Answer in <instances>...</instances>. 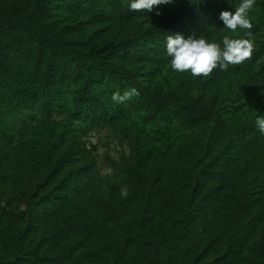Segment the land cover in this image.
Instances as JSON below:
<instances>
[{"label": "trees", "instance_id": "trees-1", "mask_svg": "<svg viewBox=\"0 0 264 264\" xmlns=\"http://www.w3.org/2000/svg\"><path fill=\"white\" fill-rule=\"evenodd\" d=\"M130 3L131 0H9L0 4V151L1 143L9 136L10 120L24 115L26 108L39 112L29 139L19 141L15 147L16 168L26 188L31 186L29 181L40 156L41 135L53 127L47 115L54 110H65L69 118L78 123H64L59 127L56 143L49 148L52 152L80 125H103L116 121L124 113H137L142 122L170 120L187 130L208 128L209 136L224 134L233 119H237L233 140L222 150L223 158L234 156L237 146L250 139L259 140L261 144L264 135L260 134L255 121L264 116V104L254 107L247 104L256 87L240 86L239 90L231 91V85L221 89L220 85L227 79L254 77L263 68L264 0H256L250 10L251 36L247 30L231 32L219 19L222 11H234L241 0H170L167 4L153 6L150 12L130 10ZM136 18L150 20L152 24L112 39L85 40L75 34L89 22L123 23ZM177 33L184 38L202 36L209 42L220 43L221 48L224 35L251 39L253 56L243 64L230 65L226 71L217 68L208 77L191 75L173 85L151 82L148 78L152 70L170 63L166 37ZM133 87L139 96L123 103L112 101L114 93L123 94ZM193 169L198 178L222 175L226 170L222 162L210 160L200 164L195 161ZM263 178L264 160L256 176L259 183ZM124 181L129 195L121 198L120 188L100 192L95 195L97 210L105 218L119 221L140 195L142 204L136 212L134 227L143 242L156 246L155 240L144 235L150 219L148 213L154 206L174 207L179 190L159 183L151 171L134 165L125 168ZM193 194V190L187 193L178 213L168 218L167 236L187 225L198 208H205L211 217L218 214L217 194L206 192L196 201ZM66 204L80 206L68 194L47 192L30 196L22 228L3 233L13 251V259L4 262L0 258V264H67L68 255L75 247L67 253L50 255L25 243L27 231L43 209L58 210ZM237 208L241 223L253 211L248 196L242 198ZM72 213L61 215L59 230H70L72 224L68 218ZM263 245L259 246L256 264H264Z\"/></svg>", "mask_w": 264, "mask_h": 264}, {"label": "rangeland", "instance_id": "rangeland-1", "mask_svg": "<svg viewBox=\"0 0 264 264\" xmlns=\"http://www.w3.org/2000/svg\"><path fill=\"white\" fill-rule=\"evenodd\" d=\"M9 0H0V4ZM150 20L136 18L123 23H87L76 35L82 39H112L131 34L139 26L151 25ZM190 72H175L170 63L152 70L151 82L173 85L190 78ZM231 91L249 85L257 90L249 95L251 107L264 104V66L254 77L227 79L221 87ZM251 93V92H250ZM39 114L27 109L22 116L10 120L8 138L0 151V258L13 259L5 230L22 228L29 209V197L52 192L70 195L79 208L66 204L59 209H43L26 233L25 243L50 255L63 254L75 247L67 264H256L259 246L264 244V178L257 181L258 168L264 160V138L250 139L237 146L231 158H223L222 150L230 143L237 119L224 134L209 136L210 130H187L175 122L159 120L142 122L141 116L121 114L116 121L103 125L82 124L67 134L52 152L59 127L76 125L65 110H54L47 116L52 129L41 135V152L29 181L23 184L16 168V146L30 137L32 125ZM71 127V126H69ZM136 138H140L137 142ZM263 155V156H262ZM222 162L225 172L198 178L193 163ZM134 165L151 171L159 183L178 189L174 207L157 208L148 213L145 237L156 246L145 243L137 234L134 221L142 204L137 195L119 221L99 214L95 195L124 185V170ZM51 167L53 168L50 171ZM193 190L195 201L204 193L218 195L220 208L214 217L205 208L197 209L194 218L175 233L167 236L168 218L178 213L185 195ZM248 196L253 211L241 223L238 203ZM178 201V203H177ZM73 211L68 221L70 230L61 231V215ZM89 212L90 216H86ZM71 218V219H70ZM243 227V228H242ZM264 246V245H263Z\"/></svg>", "mask_w": 264, "mask_h": 264}, {"label": "clouds", "instance_id": "clouds-1", "mask_svg": "<svg viewBox=\"0 0 264 264\" xmlns=\"http://www.w3.org/2000/svg\"><path fill=\"white\" fill-rule=\"evenodd\" d=\"M169 2L170 0H131L129 9L137 12H150L153 6ZM255 3L256 0H241L234 11H222L219 19L223 22L224 28L233 33L237 29L247 30L248 36H251L253 24L248 17ZM222 44L223 48L220 43L209 42L202 36L184 38L178 33L169 34L166 37V53L171 57V69L181 73L190 72L193 77H208L217 68L226 71L230 65L243 64L246 60L252 59L254 42L251 39L230 38L228 35H224ZM136 96H139V92L133 87L124 90L123 94L116 92L111 98L115 103H123ZM255 124L260 134L264 135V116L257 117ZM128 195V186H122L120 189L121 198H126Z\"/></svg>", "mask_w": 264, "mask_h": 264}]
</instances>
